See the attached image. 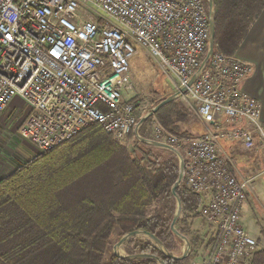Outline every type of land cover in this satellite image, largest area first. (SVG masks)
<instances>
[{
    "label": "built area",
    "instance_id": "built-area-1",
    "mask_svg": "<svg viewBox=\"0 0 264 264\" xmlns=\"http://www.w3.org/2000/svg\"><path fill=\"white\" fill-rule=\"evenodd\" d=\"M209 40L206 0H0V118L21 97L18 134L44 151L94 123L118 141L136 136L130 60L147 50L205 127L154 132L182 153V184L200 198L212 231L203 264H250L262 248L241 222L253 177L222 141L264 145L262 105L242 89L250 63L214 51L203 66Z\"/></svg>",
    "mask_w": 264,
    "mask_h": 264
},
{
    "label": "trees",
    "instance_id": "trees-1",
    "mask_svg": "<svg viewBox=\"0 0 264 264\" xmlns=\"http://www.w3.org/2000/svg\"><path fill=\"white\" fill-rule=\"evenodd\" d=\"M214 3L215 52L234 55L264 0ZM206 5L209 9L207 0ZM185 111L173 100L152 117L166 134H180L179 124L187 121ZM181 135L195 137L189 132ZM178 175L179 159L171 150L137 137L130 149L94 123L0 179V264H159L114 252L103 259L117 231L120 240L138 229L152 232L177 255L184 242L171 229L177 206L171 190ZM177 192L184 210L199 216V196L184 184ZM180 222L181 216L178 230L190 239L192 255L208 247L212 238L192 236L190 225L181 227ZM124 249L127 255L159 256L166 264H183L189 257H169L142 236L128 240ZM250 264H264V247Z\"/></svg>",
    "mask_w": 264,
    "mask_h": 264
},
{
    "label": "rangeland",
    "instance_id": "rangeland-1",
    "mask_svg": "<svg viewBox=\"0 0 264 264\" xmlns=\"http://www.w3.org/2000/svg\"><path fill=\"white\" fill-rule=\"evenodd\" d=\"M130 75L135 86L133 101L137 105V114L140 120L147 113L151 112V110L158 103H160V101L176 93L172 79L161 70L152 57L145 56L141 49H139L135 54V57L130 60ZM175 100L182 103L186 109L185 112L187 114V121L179 124L180 134L169 131H167V134L183 138L186 136L181 135L184 132H189L192 136H198L203 133L205 127L203 126L200 117L190 107L186 98L184 96H180ZM26 108L27 105L24 104L21 108V113L22 111L24 112ZM18 112L16 111L13 114H3L2 117L4 115L6 116V124L5 127H0V161L2 159L7 160V162L14 167L16 166V168L30 159H28L30 154L25 152L28 151L26 144L33 146L36 152L35 154L44 152V150L39 149L30 141L19 136L18 127L25 116L17 123V119L13 120L12 118H15ZM153 118L154 117L151 116L141 125L139 132L142 136L145 135L148 138H152L154 136L155 128L160 124L155 120V118ZM16 123V127H13ZM9 124L11 125L9 126ZM135 137L136 136L134 135H130L126 140L119 142L131 149L133 147ZM22 142L24 143L22 144ZM222 143L229 150L235 147V151L240 153L239 157L236 155L234 157L238 167L244 175L253 177L252 190L248 194L244 203L241 222L245 229L259 241L262 247H264V145L257 144L252 149H245L238 143L227 142L224 140ZM185 222L190 225L192 236L200 235L204 238H209L210 232H212L211 228L204 221L201 215L197 217L190 216V213L182 207L181 222L179 223V226L183 227ZM118 236L119 232L117 231L110 242L109 249L104 255V260L109 258L111 252H114V247L119 241ZM182 246L184 248V242ZM120 250L121 253L125 254L124 245L121 246ZM198 250L199 252L205 251L202 246L199 247ZM181 254L182 252L177 255ZM190 254H192V252H190ZM185 264H190V262H186Z\"/></svg>",
    "mask_w": 264,
    "mask_h": 264
},
{
    "label": "crops",
    "instance_id": "crops-1",
    "mask_svg": "<svg viewBox=\"0 0 264 264\" xmlns=\"http://www.w3.org/2000/svg\"><path fill=\"white\" fill-rule=\"evenodd\" d=\"M139 49L141 48H138L137 51ZM141 51L145 56L147 57L150 56L147 50L141 49ZM234 56L238 57L239 59L245 62L250 63L253 67L252 73L243 80L242 89L248 95L252 96L261 103L262 117L264 119V8L260 12V14L256 17V19L253 21V23L250 25L243 42L236 50ZM134 57L135 55L132 57V59ZM23 105H24L23 99L17 96L8 106L4 114L5 113L13 114L16 111L17 112L19 111L17 116H15V118L14 117L12 118L13 120L17 119V123H18L26 115L27 109L24 112L22 111L23 114L21 113V108ZM5 117L6 116L4 115L2 118H0V127L2 128L5 127L6 124ZM17 123L14 124L13 127H16ZM10 125L11 124H9V126ZM23 143L24 142H22V144ZM26 148L28 151L25 152L30 154V157L27 156L29 159L32 157L33 153L35 155L36 152L33 146L31 145L26 144ZM232 149H233L234 157L235 155L239 157L240 153L238 151H235V147H233ZM15 168L16 166L14 167L9 162H7V160L2 159L0 161V179L13 172ZM183 250L184 248L182 246L180 253L181 252L183 253ZM196 251H197L196 255L190 254L186 262H190V264H200V263L203 264L202 255L200 254L199 250Z\"/></svg>",
    "mask_w": 264,
    "mask_h": 264
},
{
    "label": "water",
    "instance_id": "water-1",
    "mask_svg": "<svg viewBox=\"0 0 264 264\" xmlns=\"http://www.w3.org/2000/svg\"><path fill=\"white\" fill-rule=\"evenodd\" d=\"M208 4H209V13H210V40H209V47H208V52L206 55V58L203 62V66L206 64V62L209 60V58L213 55L214 51H215V35H216V15H215V3L214 0H207ZM200 72H198L199 74ZM197 74V75H198ZM195 75L192 78V81L190 82V84L195 80L196 76ZM186 88H183V91ZM176 98H178V94L175 93L169 97H167L166 99H164L163 101H161L160 103H158L152 110L151 112L147 113L142 119H141V123H144L148 118H150L151 116H153L154 114H156L163 106L167 105L168 103H170L171 101L175 100ZM136 137L147 144H150L152 146L155 147H159V148H164L167 150H171L172 152H174L178 159H179V175L177 180L175 181L174 185L172 186V194L173 196L176 198V202H177V206H176V211L174 214V218L173 221L171 223V229L173 231V233L175 235H177L179 238H181L184 241V250L183 253L181 255H176L172 252H170L169 250L166 249L164 243L161 241V239H159L155 234H153L150 231H146L144 229H138V230H134L132 232H128L126 234H124L120 240L116 243L115 247H114V254L125 258V259H142V258H148V259H154L156 261L159 262V264H166L165 261L159 257V256H155L152 254H133V255H127V254H123L121 253V246L124 245L128 240L134 238V237H147L149 238L155 245H157L167 256L172 257L174 259L177 260H183L185 258H187L192 250V244L190 242V239L182 234L178 228H177V222L181 216V212H182V207H183V203H182V198L180 196V194L177 192V189L181 186L182 181H183V177H184V158L182 153L174 146L166 143V142H162V141H158L155 139H150V138H146L143 137L139 130H136Z\"/></svg>",
    "mask_w": 264,
    "mask_h": 264
}]
</instances>
